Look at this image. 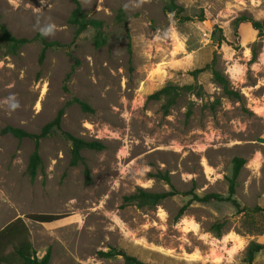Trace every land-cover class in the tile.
Wrapping results in <instances>:
<instances>
[{"label": "rangeland", "instance_id": "rangeland-1", "mask_svg": "<svg viewBox=\"0 0 264 264\" xmlns=\"http://www.w3.org/2000/svg\"><path fill=\"white\" fill-rule=\"evenodd\" d=\"M79 1L87 18L105 22L106 46L95 48L93 29L76 38L72 0H0V23L15 37L33 39L52 23L54 35L44 37L59 43L43 63L40 41L16 54L0 44V231L23 218L38 258L51 250L50 264H124L122 256H101L110 251L146 264H244L252 242L264 245V213L247 221L229 202L190 200L229 197L239 158L234 199L264 208V36L235 26L242 15L263 20L264 0H174L195 19L186 23L166 12L171 0ZM121 8L125 23L117 21ZM202 11L217 29L197 20ZM214 60L239 99L225 95L211 69L193 75ZM168 86V95L150 98ZM74 98L94 113L68 106L62 130L106 148L83 151L85 164L72 167V142L57 131L41 141L43 165L32 180L34 141L1 130L37 134ZM139 189L180 194L156 207L126 204ZM31 215L63 219L40 223ZM223 219L218 236L214 225ZM254 264H264V251Z\"/></svg>", "mask_w": 264, "mask_h": 264}, {"label": "trees", "instance_id": "trees-1", "mask_svg": "<svg viewBox=\"0 0 264 264\" xmlns=\"http://www.w3.org/2000/svg\"><path fill=\"white\" fill-rule=\"evenodd\" d=\"M75 5V8L70 17L69 23L75 27L76 38L82 35L84 32L89 29H93L96 32L94 37V46L96 49H100L108 44V37L105 31L106 24L102 20L87 18L83 14L82 5L79 0H72ZM166 12L168 13H176L177 18L180 23H186L189 21H194L192 17L183 16V8L178 6L174 0H171V4L166 7ZM197 20L207 26L208 29L213 30L217 29V26L214 24L213 19L208 16L207 11H202L199 15H197ZM127 15L125 14L124 9H120L117 15V21L119 23H125L127 21ZM242 25H249L253 30L257 31L260 36H264V19L263 20H255L246 15H242L236 19L235 26L238 30ZM40 41L42 44V51L40 55V62L43 63L46 59L47 52L59 46L58 42H50L48 41L41 33L37 34L33 39L28 38H17L15 37L9 29L0 23V44L6 43L8 44V49L12 54L18 53L23 47L34 42ZM215 60L207 65L206 68L196 70L193 72V75H197L207 70H212L214 75V80L222 87L225 95L229 98L239 99V94L235 92L231 86L230 82L227 80L225 76H223L216 68H214ZM70 77V75H69ZM173 87L168 86L163 88L162 90L156 92L151 95V99H159L164 95H168ZM67 89V88H66ZM78 104L82 110L86 113H94V109L85 101L74 98L73 100L66 103V105L58 112L55 119L48 124H46L39 133H29L21 128H16L12 126H7L1 130L2 135H11L14 138L19 140L30 139L35 143V149L33 154L30 157V162L28 166V175L32 180H35L39 174V170L43 165L42 156L40 153L41 141L49 138L52 134L57 131H61L63 135H65L72 142V159L71 166L76 167L80 163L85 164V158L83 156V151L85 150H95V151H103L106 146L103 142L100 141H86L84 139L77 138L68 132H64L62 130L63 119L65 116L66 108L70 105ZM245 162L242 159L234 160V172L233 176L230 179V187H229V197H223L220 194H207L203 197H200L195 194L193 198L190 200V203L199 202V203H210V202H229L236 209L237 214H244L247 221L252 220V214L256 213H264V208L255 207V208H242L238 203L234 196L236 195V187L237 180L240 176L242 167ZM161 180L166 181L170 184L171 179L169 174H160L158 176ZM86 180L90 181V172L88 168L86 169ZM180 193L173 189L168 192L162 193H153L146 191L144 189H139L136 193L127 196L124 198V202L128 205L135 204L141 208L144 207H156L160 205L161 202L165 201L170 197H174L179 195ZM185 211V210H183ZM33 221L40 223H53L63 219L62 216L58 215H31L29 217ZM246 221V222H247ZM229 219L219 220L215 223L214 229L218 236L222 235V231L227 226ZM28 228L23 218H18L15 221L11 222L7 225V227L3 228L0 231V264H12L8 259L10 256L15 257V261H19L20 264H50L51 263V250H48L43 258H38L36 255V251L28 239ZM19 241L17 245L14 246L13 252L9 255L6 254L7 248L13 244L14 241ZM264 251V245L258 242H252L246 253V258L244 264H254L256 255L260 252ZM101 256L104 258H114L117 256H122L124 259V264H146L145 262L139 260L136 257L129 256L125 252H102Z\"/></svg>", "mask_w": 264, "mask_h": 264}, {"label": "clouds", "instance_id": "clouds-1", "mask_svg": "<svg viewBox=\"0 0 264 264\" xmlns=\"http://www.w3.org/2000/svg\"><path fill=\"white\" fill-rule=\"evenodd\" d=\"M55 30H56L55 29V25L52 24V23H49L46 26L40 28V33H41V35H43L45 37H49V36L54 35ZM12 107L13 108H17V107H19V105L18 104H13Z\"/></svg>", "mask_w": 264, "mask_h": 264}, {"label": "crops", "instance_id": "crops-1", "mask_svg": "<svg viewBox=\"0 0 264 264\" xmlns=\"http://www.w3.org/2000/svg\"><path fill=\"white\" fill-rule=\"evenodd\" d=\"M175 65L173 66L174 68V71H176V72H180V71H182L181 69H182V67L184 66V63L183 62H179L178 60L177 61H175ZM178 83V82H177ZM189 83H191V82H189ZM154 85V84H153Z\"/></svg>", "mask_w": 264, "mask_h": 264}]
</instances>
